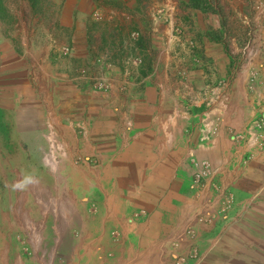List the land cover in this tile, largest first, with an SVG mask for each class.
I'll return each mask as SVG.
<instances>
[{
  "label": "crops",
  "instance_id": "crops-1",
  "mask_svg": "<svg viewBox=\"0 0 264 264\" xmlns=\"http://www.w3.org/2000/svg\"><path fill=\"white\" fill-rule=\"evenodd\" d=\"M189 1L0 0L3 108L33 95L70 155L61 170L68 183L55 189L64 232L52 223L31 239L2 225L0 264H172L176 255L187 264H264V152L227 132L264 112V70L250 91L236 65L247 19L263 0ZM132 57L143 65H125ZM108 58L112 70L96 62ZM84 66L110 89L80 81ZM211 88L230 107L219 136L203 144ZM193 156L217 170L200 193L191 188ZM228 194L230 212L198 221Z\"/></svg>",
  "mask_w": 264,
  "mask_h": 264
},
{
  "label": "rangeland",
  "instance_id": "rangeland-1",
  "mask_svg": "<svg viewBox=\"0 0 264 264\" xmlns=\"http://www.w3.org/2000/svg\"><path fill=\"white\" fill-rule=\"evenodd\" d=\"M188 3L193 5V0ZM207 3L208 0L206 8ZM2 91L0 89V230L2 225L7 226L15 234L24 232L34 239L37 235L41 238L49 232L52 223H57V228L64 232V197L55 189L68 183L61 170L69 162V147L57 136L53 120L47 118L46 111L37 108L33 95H23L24 101L18 104L15 100L7 103L10 109H6L4 100L8 98L2 96ZM72 162L78 166L83 160L78 156ZM28 179L33 182L25 184ZM18 183L25 186L18 188ZM5 218L8 219L2 224Z\"/></svg>",
  "mask_w": 264,
  "mask_h": 264
},
{
  "label": "built area",
  "instance_id": "built-area-1",
  "mask_svg": "<svg viewBox=\"0 0 264 264\" xmlns=\"http://www.w3.org/2000/svg\"><path fill=\"white\" fill-rule=\"evenodd\" d=\"M112 1V0H104ZM93 17L97 21H103L104 15L100 11H96ZM248 30L240 43L238 51V62L236 63L237 69L240 72H245L248 75V90L253 91L257 86L262 70H264V2L259 1L253 6V14L247 19ZM177 33H181L177 29ZM140 34L133 32L131 38L136 41ZM191 48L195 46L191 44ZM70 48H63L60 56H67L70 53ZM97 63H102L106 69L112 70L114 67L113 61L107 59H98ZM125 65H132L134 67H141L143 65L142 57L129 58L124 63ZM131 76V73H129ZM79 80L89 83L95 91H108L110 84L99 76L92 75L89 66H84L79 71ZM224 86V83L221 85ZM212 93V98L209 102L205 103L207 107L206 118L202 124V143L207 144L213 142L219 136L221 130L225 125L223 113L229 110L230 101L226 95L220 100L218 96L213 94L214 88L209 89ZM216 111H219L218 113ZM226 126V125H225ZM227 128V127H226ZM229 139L236 144L245 145L251 153L264 152V112L256 117L247 128L243 131H234L227 128ZM191 164L194 169L191 188L196 193H200L204 183L216 174L217 170L212 162L208 159H199L195 156L191 158ZM235 197L233 194H228L220 202L218 212L201 214L198 221L202 224H211L213 221L222 215H226L234 207ZM145 215V211L136 213L135 218ZM187 234L192 237L195 236L193 228L188 229ZM176 246L178 244L176 243ZM172 264H187V257L176 255Z\"/></svg>",
  "mask_w": 264,
  "mask_h": 264
},
{
  "label": "clouds",
  "instance_id": "clouds-1",
  "mask_svg": "<svg viewBox=\"0 0 264 264\" xmlns=\"http://www.w3.org/2000/svg\"><path fill=\"white\" fill-rule=\"evenodd\" d=\"M33 181L31 180V179H28V180H26V182H25V184L26 183H32ZM25 184H20V183H18L17 185H16V187H23V186H25Z\"/></svg>",
  "mask_w": 264,
  "mask_h": 264
}]
</instances>
